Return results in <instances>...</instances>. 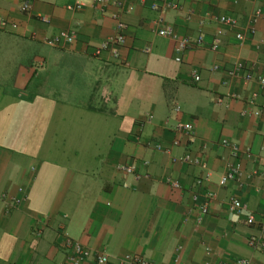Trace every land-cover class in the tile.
Here are the masks:
<instances>
[{"label": "crops", "instance_id": "0c3cea01", "mask_svg": "<svg viewBox=\"0 0 264 264\" xmlns=\"http://www.w3.org/2000/svg\"><path fill=\"white\" fill-rule=\"evenodd\" d=\"M25 1L0 0V192L27 194L19 206L0 201V264H63L66 239L113 264H129V255L264 264V252L248 246L264 217V91L245 84L242 70L229 75L242 64L264 76V0H81L80 10L69 9L77 0H30L23 11ZM117 13L128 26L121 58L97 56ZM163 26L192 45L177 54ZM59 31L76 32L75 42L47 44ZM254 92L261 117L243 115ZM187 123L194 135L178 130ZM223 139L240 146L242 163L226 186L219 180L232 157ZM187 155L201 165L183 162ZM199 190L214 194L201 221ZM232 198L246 211L231 212Z\"/></svg>", "mask_w": 264, "mask_h": 264}, {"label": "built area", "instance_id": "2783aa9c", "mask_svg": "<svg viewBox=\"0 0 264 264\" xmlns=\"http://www.w3.org/2000/svg\"><path fill=\"white\" fill-rule=\"evenodd\" d=\"M94 4L106 6L108 3V0H93ZM116 6H120L118 3L115 4ZM83 7V3L81 0H77L76 3L69 7L71 10H80ZM171 8H177L176 4H171ZM156 8V6H154ZM31 9V1L27 0L22 4V10L23 11H29ZM262 12L258 10L255 13V18L261 17ZM113 19L116 21V33L112 37L108 38L106 41L102 42L95 51V54L97 56L102 55L104 52H109L115 60H119L121 58L122 48L125 46L127 37H126V31L128 29L127 24L122 20L121 15L119 13L112 15ZM45 22H47L46 18H43ZM219 22L222 23L225 26L228 27H235L237 25L236 19L230 17V16H221L218 18ZM160 24H163V19L159 20ZM8 26V23L6 21H3L1 23L2 28H6ZM13 28H16V25L12 26ZM159 35L162 37L171 38L176 42V53L181 54L184 52L189 46L192 45L193 41L190 38H180L174 30H172L169 27H162L159 30ZM77 38L76 32L74 31H59L54 36H51L46 39L47 44L53 47L60 46L63 43L72 44L75 42ZM203 37L201 36L198 38L197 43L202 44L203 43ZM238 40H243V36L241 34L237 35ZM211 49L213 51H218L219 49V40L215 39L212 43ZM177 60H180L179 58ZM219 67H215V70H218ZM244 71L243 79L245 84H251L252 82H256L260 88L261 91H264V76L263 75H255L252 70L247 69L242 64H238L236 69L234 71L230 72L229 75L234 77L236 76L238 71ZM194 80L196 82L200 81V76L198 74L194 75ZM234 97H239V95H234ZM259 97V93L254 92L250 96V98L247 100L249 108H247L243 115H253L256 117L262 116V110L257 108L255 106L257 100ZM254 107V108H252ZM178 130L181 132H184L188 135H194L195 129L193 124L187 123V124H181L178 127ZM175 145H178V142L174 143ZM221 145L230 150L232 161L228 164L226 172L221 176L219 180L220 186H226L229 182L237 181L241 177L242 174V163L240 160L241 156V148L240 146L232 142L228 139H223L221 141ZM158 150H163L162 146L157 147ZM183 162L186 163H192L194 165H201L200 159H192L191 156L187 155L184 158H182ZM119 171L123 172L126 175H132L135 172V168L133 166L129 165H120L118 167ZM208 179V178H207ZM197 186L202 187L203 186V180H197ZM171 185L176 189H181L182 186L178 181H172ZM202 199V202L200 204V211H201V218L199 221L202 220V217L207 215L209 212V206L214 199V194L210 191H198L194 193L193 200L195 202H200ZM0 201L7 204L9 207H15L23 204L27 201V194L25 188L18 187L17 194L11 195L10 192L3 191L0 192ZM230 210L233 213L241 214L244 211H246V206L237 198H232L230 200ZM246 223L249 226H254L257 224V220L255 215L249 214L246 218ZM259 233L256 235H253L248 240V246L253 250H258L264 252V217L263 220L259 224ZM64 246L68 251L66 261L63 264H113L110 256L106 253H94L91 249L85 247L83 244H81L78 241H74L72 239H66L64 242ZM178 261V260H176ZM125 263L129 264H159L155 263L154 261L145 259L140 256H126L124 261ZM218 264H250V260L246 258H238L235 259L232 262H223L221 261Z\"/></svg>", "mask_w": 264, "mask_h": 264}, {"label": "clouds", "instance_id": "9594fccd", "mask_svg": "<svg viewBox=\"0 0 264 264\" xmlns=\"http://www.w3.org/2000/svg\"><path fill=\"white\" fill-rule=\"evenodd\" d=\"M233 219H235V218H233Z\"/></svg>", "mask_w": 264, "mask_h": 264}]
</instances>
